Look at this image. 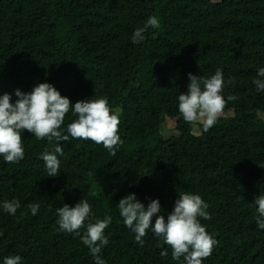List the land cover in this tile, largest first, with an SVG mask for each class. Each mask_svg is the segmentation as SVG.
<instances>
[{"label": "trees", "instance_id": "obj_1", "mask_svg": "<svg viewBox=\"0 0 264 264\" xmlns=\"http://www.w3.org/2000/svg\"><path fill=\"white\" fill-rule=\"evenodd\" d=\"M152 15L159 28L134 44L132 33ZM259 67L264 0H0V95L14 101L16 89L47 82L73 105L107 98L123 141L113 156L102 144L69 137L61 142L60 175L48 177L39 156L51 145L24 130V159L0 157V201L21 203L15 216L0 211V262L18 254L22 264H94L81 237L57 231V209L84 198L96 217L112 216L106 264H184L151 231L140 247L116 205L130 193L145 206L159 199L166 219L178 195L193 192L209 204L212 218L201 223L217 240L203 264H264V231L252 205L264 194V92L253 83ZM217 69L225 99H237L197 133L180 116L178 95L189 73L210 77ZM72 119L70 110L62 127ZM168 119L180 134L169 140L162 134ZM32 203L40 205L35 216Z\"/></svg>", "mask_w": 264, "mask_h": 264}, {"label": "clouds", "instance_id": "obj_2", "mask_svg": "<svg viewBox=\"0 0 264 264\" xmlns=\"http://www.w3.org/2000/svg\"><path fill=\"white\" fill-rule=\"evenodd\" d=\"M158 17L152 15L147 18L142 27H137L132 33L134 44H141L146 40L149 29L159 28ZM190 81L187 91L178 95V110L185 122L201 124V131L208 132L224 114L226 103L236 100L229 95L224 97V75L217 69L210 77H201L188 74ZM258 92H264V67L257 70V78L253 81ZM12 94L0 95V157L5 163L18 164L25 157L22 143V133L27 130L38 140L47 139L51 149L46 148L39 159L44 162L48 177L60 175V160L63 156L62 141L73 139L91 140L97 145L102 144L113 156L123 143L118 134L119 117L110 109L107 98H91L76 102L62 96L54 85L39 83L30 92L20 89ZM71 110L72 119L66 128L62 127L65 117ZM65 131L67 134H64ZM252 205L256 210L255 222L257 229L264 231V194L257 195ZM21 208L18 199L0 201V211L15 216ZM31 215L38 214L39 203L28 206ZM124 226L134 234L135 242L144 246V237L151 231L155 237L163 241L172 249V259L184 264H203L217 244L213 234L206 231L201 220H210L209 204L201 195L193 192H184L178 195L173 210L167 218L161 213L159 199H150L147 206L142 203L136 194L130 193L121 198L116 205ZM159 214V215H158ZM59 217L57 231L81 237L94 264H106L102 258V250L108 246L109 237L105 235L112 223V216L105 215L103 219L92 213V205L82 198L75 206L63 203L57 209ZM85 222H87L85 224ZM86 227L82 235L79 229ZM3 236V232H0ZM161 256H168V249L163 248ZM20 255L5 256L0 264H22Z\"/></svg>", "mask_w": 264, "mask_h": 264}, {"label": "rangeland", "instance_id": "obj_3", "mask_svg": "<svg viewBox=\"0 0 264 264\" xmlns=\"http://www.w3.org/2000/svg\"><path fill=\"white\" fill-rule=\"evenodd\" d=\"M217 1H221V0H217ZM229 115H233V113L231 112ZM262 119H264V116H262ZM194 123H195L194 131L199 133L201 130L200 129L201 124L199 122H194ZM174 124L175 121L168 119L162 128V134L167 140L175 138L180 135L179 132L176 131Z\"/></svg>", "mask_w": 264, "mask_h": 264}]
</instances>
